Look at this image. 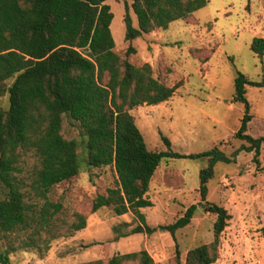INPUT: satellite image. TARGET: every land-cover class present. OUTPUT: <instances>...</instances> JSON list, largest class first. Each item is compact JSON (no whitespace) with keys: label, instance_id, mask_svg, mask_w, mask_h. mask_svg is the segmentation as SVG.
Instances as JSON below:
<instances>
[{"label":"trees","instance_id":"obj_1","mask_svg":"<svg viewBox=\"0 0 264 264\" xmlns=\"http://www.w3.org/2000/svg\"><path fill=\"white\" fill-rule=\"evenodd\" d=\"M105 0H0V88L6 92L7 105L0 107V238L15 232L25 233L17 246L10 243L0 250V264H9L8 253L17 248H36L41 240L54 238L52 216L59 204L44 201L34 210L26 202L27 191L18 173L26 154L35 159L30 190L45 198L50 189L70 181L85 167L111 166L113 186L96 194L89 211L109 207L113 214L132 212L138 222L129 232L151 233L155 228L173 233L189 222L195 206L189 205L174 222L148 226L140 208L150 207L146 196L150 178L161 161L172 158L208 157L198 170L200 197L204 200L205 183L212 176L216 160L229 161L217 148L197 153H178L169 149L148 150L129 112L141 105L168 99L179 83L167 85L153 77L150 66L128 60L134 52L130 43L122 55L114 51L109 24L112 18ZM207 0H131L130 9L136 26L131 23L124 4L123 39L131 41L142 33L164 29L173 20H187ZM250 51L264 58V37L254 36ZM9 83L2 87L5 81ZM245 85L263 87L260 80L249 81L241 73L233 78L232 101L244 105L240 124L233 136L247 142L241 149L257 156L264 136L246 133L248 103ZM65 123L73 136L63 133ZM80 149V152H78ZM50 207L52 209H50ZM206 212L214 214L212 240L188 249L185 264H212L217 257L219 236L230 214L213 202L204 201ZM85 215L75 212L69 231L83 228ZM115 231L116 228H113ZM46 235L41 236V233ZM126 233H121L124 236ZM116 236H113V240ZM71 264H154L145 249L112 254ZM174 264H179L177 250Z\"/></svg>","mask_w":264,"mask_h":264},{"label":"rangeland","instance_id":"obj_2","mask_svg":"<svg viewBox=\"0 0 264 264\" xmlns=\"http://www.w3.org/2000/svg\"><path fill=\"white\" fill-rule=\"evenodd\" d=\"M104 2L112 13L109 29L114 51L122 55L130 43L134 52L127 58L132 64L147 63L153 77L167 85L179 83L168 99L129 111L146 148L166 150L161 139L165 137L171 151L187 154L215 147L229 161L212 164L204 200L200 197L198 170L207 164L208 157L161 161L146 193L152 205L138 209L145 223L150 227L170 224L191 204L194 211L189 222L173 233L157 227L151 233H131L139 223L132 212L115 215L109 207L89 211L91 199L113 186L111 166L88 168L81 164L76 177L53 186L45 198H39L29 187L36 162L28 153L19 163L18 176L24 182L21 190L27 191L24 199L34 203V210L44 201L60 205L50 220L55 237L48 243L38 240L40 252L32 247L9 252V264H71L139 249H145L154 264H174L176 249L179 264H185L188 249L212 240L215 216L203 209L204 201L221 205L230 214L212 264H264V142L255 163L253 152L241 149L240 145L247 142L233 136L244 105L231 99L233 78L238 72L249 81H258L264 74V58L258 59L249 49L252 37H264V0H207L187 20H173L166 28L142 33L131 41L123 39L122 22L126 4L131 23L136 26L131 0ZM244 88L251 115L246 133L264 136V86ZM6 105V92L0 88V107ZM63 133L67 137L74 134L65 123ZM75 212L85 215V225L69 231ZM25 236L18 231L0 238V250L7 243L17 246Z\"/></svg>","mask_w":264,"mask_h":264},{"label":"crops","instance_id":"obj_3","mask_svg":"<svg viewBox=\"0 0 264 264\" xmlns=\"http://www.w3.org/2000/svg\"><path fill=\"white\" fill-rule=\"evenodd\" d=\"M111 21V20H110Z\"/></svg>","mask_w":264,"mask_h":264}]
</instances>
